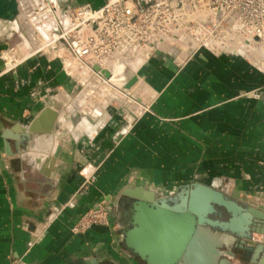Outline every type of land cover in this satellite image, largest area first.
<instances>
[{
  "label": "crops",
  "instance_id": "crops-1",
  "mask_svg": "<svg viewBox=\"0 0 264 264\" xmlns=\"http://www.w3.org/2000/svg\"><path fill=\"white\" fill-rule=\"evenodd\" d=\"M58 1L95 8L105 3ZM11 38L0 29V51ZM262 52L254 57L202 48L184 63L175 53L131 65L139 76L131 93L143 102L131 99L129 110L106 107L102 91L103 105L90 108L96 117L84 114L90 128L82 127L78 110H67L78 83L63 62L40 55L8 74L0 58V264H149L126 242L127 232L137 227V211L130 212L132 199L124 195L129 188L172 203L200 183L243 204L264 205V100L255 96L264 92V65L251 60ZM79 77L86 78V72ZM89 88L77 96V108H83ZM45 107L59 112L58 128L26 140V128ZM130 110L140 115L134 118ZM57 147L46 176L44 161ZM91 167L95 173L86 172ZM115 201L116 218L110 210L109 224L73 230L98 203L112 209ZM162 211L167 240H141L145 233L136 237L137 247L168 250L158 263L169 261L178 248L170 239L175 212ZM156 212L146 213L153 220ZM148 232L161 234V228L151 224ZM230 264L252 263L235 258Z\"/></svg>",
  "mask_w": 264,
  "mask_h": 264
},
{
  "label": "water",
  "instance_id": "water-1",
  "mask_svg": "<svg viewBox=\"0 0 264 264\" xmlns=\"http://www.w3.org/2000/svg\"><path fill=\"white\" fill-rule=\"evenodd\" d=\"M84 5L88 4L80 5L77 2H70L67 6H62L58 0H34V3L28 7L27 16L20 18L21 23H26V26L23 27L22 31V33H25L26 35H15V37L11 38L12 40H9L0 51V58L3 63L2 71H6V73L11 74L16 72L20 66L27 63L36 56H52L55 59L60 60L61 64L65 61H73L74 63L77 62L79 63L78 69H85L88 71V74L86 73L85 80L80 81V79L77 78L78 75L76 73L72 75L75 77L76 82L78 83L77 94L83 90V87L86 85L92 86V90L99 89L101 92V89H104L103 87L105 85L103 83V79L109 78V73L107 70L111 67H114L116 64L128 65L129 62L134 59V56L138 54L142 55V53H145L143 63L145 64L148 57L160 50V44L163 42L168 43L169 46V48L163 51V54L173 55L175 53H179L178 51L171 48V45L165 36H161L160 39L152 40L149 45L142 47L138 51L137 46H134L125 54H121L116 51L112 55L111 60L106 58L102 64L98 62H92L91 68L86 66L82 61L76 58L68 43L64 39L57 40L56 47L51 46V43L54 39L52 33L64 32L72 27L73 9ZM19 14L20 3L18 0H0V18L13 20L18 18ZM35 19L37 20V23L35 22ZM28 22L31 26L30 32H27V30H29ZM86 28L87 27H81L79 31L85 30ZM41 40L47 43L45 48H42L43 45ZM255 40H258V37H255ZM24 42L27 45V51L31 56L22 60L24 54L18 48V43ZM228 52L229 51L227 50L224 53ZM239 53L242 54V52ZM17 60H20V62ZM63 68L65 71L67 67L64 65ZM138 82V75L135 74L134 76L125 80L121 87V91L127 94L126 97L129 98V101H131L130 99L135 98L138 102H143V99L140 96H133L129 90L133 88ZM109 89L110 91L108 92L110 97H107L109 98V105L106 107L110 106L113 100L117 98L125 100V98L121 96H114L113 92L115 90L113 88ZM131 112V115H134V118L140 115V113H135L133 111ZM78 114H80L79 111ZM58 116L59 112L57 110L50 107H45L26 128V140H28V137L31 134H52L55 130V122ZM58 154L59 148L57 147L56 152H54V154L49 158L45 159L44 163L48 164V167L43 168L41 171L46 176H50V168L56 160ZM39 162H41V160ZM93 173H95V168ZM150 194H152L151 191H147L142 188H129L125 190L124 195L132 199L128 207L130 212H135L134 206L136 202L144 201L147 202L148 205L156 207V209L166 208L180 216L175 217L174 213L173 218L169 222L170 239L178 243V248L172 252V257H170L171 261L169 260L166 263L156 262V260L162 255V252H165L164 249H150V251L148 249H143L145 250V254H143L139 249V246V248H137V246L130 245L128 239L129 234H127V244L131 246V248H133L134 251L137 252L142 258L147 259L148 262L151 260L149 264H182L184 261V255L186 254L188 247L195 236V231L199 227H207L213 232L226 233L234 237V241L230 246L225 244L219 246V249L225 251V253L220 254L219 264H230L231 259L235 258L247 260L252 264H264V205L255 206L243 204L242 202L228 197L223 191L219 189L200 183H195L192 186L185 188L181 193L182 196H180L178 200H172V203L167 201H152L151 198L146 197L150 196ZM116 204L117 202L115 201L114 207L110 209L114 211L113 216L115 218L117 211ZM153 204L155 206H153ZM183 212L189 213V218L182 217ZM86 214H84L82 218ZM109 222L110 217L108 224ZM146 223L151 225L153 222L151 220L149 222L146 221ZM154 225L161 228V234H153L149 236V232H147V234H145V238L142 236L143 238H141V240H154L160 243L159 241L164 242V240L168 238V233L165 231L166 226L164 221L158 222ZM132 226H134L133 218ZM228 254L230 256H228ZM180 260H182L181 263Z\"/></svg>",
  "mask_w": 264,
  "mask_h": 264
},
{
  "label": "built area",
  "instance_id": "built-area-1",
  "mask_svg": "<svg viewBox=\"0 0 264 264\" xmlns=\"http://www.w3.org/2000/svg\"><path fill=\"white\" fill-rule=\"evenodd\" d=\"M72 21L68 30L52 33L51 46L64 39L90 68L92 62L111 60L116 51L125 54L134 46L138 51L161 36L181 54V63L202 48L244 54L256 46L264 53V0H105L99 8L88 4L73 9ZM81 27L87 28L79 31ZM255 96L264 100V92ZM108 220L100 206L88 211L73 230Z\"/></svg>",
  "mask_w": 264,
  "mask_h": 264
},
{
  "label": "bare ground",
  "instance_id": "bare-ground-1",
  "mask_svg": "<svg viewBox=\"0 0 264 264\" xmlns=\"http://www.w3.org/2000/svg\"><path fill=\"white\" fill-rule=\"evenodd\" d=\"M19 2H20V9L21 8L23 9L25 7L26 0H19ZM36 18L38 19V17H36ZM0 19H3V22L6 23V24L8 23L9 26H11V24H13V22L16 20V19L10 20V19H6V18H0ZM12 29H14V28H12ZM41 43L43 45L42 48H45L47 43H45L43 40H41ZM239 43L240 42L238 40H236V42L234 44H235V46L236 45L239 46L238 45ZM167 48H169L168 43H165V42L161 43L160 44V50L157 51L155 54L151 55L150 57H148L147 61L153 56H158L159 54H163V51L165 49H167ZM261 50H262V48L253 46L250 49L249 53H251L254 57L255 56H259L261 54ZM144 54L142 53V55L138 54V55L134 56V59L131 60L128 65H126V64L125 65L116 64L114 67L109 68L107 70L108 73H109V78L108 79H103V81H104L103 83L110 84L111 86H113L112 88H116V89L121 90V87L124 84V81L127 80L128 78L134 76L135 74H137L136 73L137 68L144 63V57H145ZM236 54L243 55V53L241 54V53H238V52H236ZM251 60H252L253 63L263 67V65H264V53L262 52V56H261L260 59H256V60L251 59ZM63 63L65 64V66H67L66 61L63 62ZM131 65H133V66L138 65V67L136 69H134V68L131 67ZM84 71H87V70L84 69ZM138 78H139V76H138ZM111 86L103 87L104 89L102 91L105 94H109L108 91H110L109 88ZM129 90L132 92L133 88H131ZM113 93H114V96H116V95L117 96H121V97L124 96V94H122L119 91H114ZM58 121H59V118L57 120V123H58ZM57 123H56L55 130L59 126ZM153 206H155V205L153 204ZM135 209L137 211V220H136V222H138L140 224L137 223V227L136 228L130 229L127 232V234H129V238H128L129 239V243H130V245H134V246H136V240H137L136 237L141 236V234L143 235V233L147 234V232H148L149 223H146V221L147 222L151 221L152 217L149 218V216L147 215L148 213H146V212L152 211V209L157 211L156 214H158V215H156V217L154 216L155 218L152 220V222H153L152 224L153 225L157 224L158 222H161L162 219H164L162 214H161L163 212L162 210L164 208L163 209H156V207H152V206L148 205L147 202H144V201L136 202L135 203ZM185 218H189V213H186V217ZM233 241H234V237L229 235V234L221 233V232H213L207 227H199L195 231V236H194L191 244L189 245L186 254L184 255V261H183L182 264H219L220 254L221 253H225V251H222L221 249H219V246H221L223 244L230 246L233 243ZM137 248H139V247H137ZM164 248H165V246H164ZM166 248H167V245H166ZM139 249L141 250V252L143 254H145V250H143L144 248H139ZM164 250L168 251L167 249H164ZM164 254H166V252ZM166 255H170L169 252ZM228 256H230V255L228 254Z\"/></svg>",
  "mask_w": 264,
  "mask_h": 264
},
{
  "label": "rangeland",
  "instance_id": "rangeland-1",
  "mask_svg": "<svg viewBox=\"0 0 264 264\" xmlns=\"http://www.w3.org/2000/svg\"><path fill=\"white\" fill-rule=\"evenodd\" d=\"M19 1V0H18ZM20 3V2H19ZM32 3H34V0H26V3H25V7L22 9H20V14H19V17L18 18H16V20L13 22V24H11V26H9V24L7 23H4L3 22V19H0V29L3 31V32H5L7 35H9V36H11L12 38H14L15 37V35H22V36H24V35H26L25 33L23 34L22 33V31H23V27L24 26H26V23H21V20H20V18H24V16H27V14H28V7H30L31 5H32ZM22 10V11H21ZM25 12V13H24ZM37 17V16H36ZM8 22V21H7ZM35 22L37 23V20L35 19ZM30 23L28 22V25H29ZM31 26L29 25V27H28V29L29 30H27V32L29 31L30 32V30H31V28H30ZM12 28H14V29H12ZM26 28V27H25ZM27 29V28H26ZM6 30V31H5ZM27 45L25 44V42L24 43H18V48L21 50V52L24 54V57L22 58V60H24V58H26V57H29V56H31L30 55V53L27 51V47H26ZM18 62H20V60H17ZM66 63H67V71H69V73L71 74V75H73V74H77L78 76H77V78L78 79H81L80 77H79V75L80 74H83V72H86V73H88L87 71H84V70H80V69H78V65H79V63H77V62H69V61H66ZM73 63V64H72ZM63 65H65V64H63ZM75 69V70H74ZM86 78H83L82 80H85ZM81 81V80H80ZM105 85H104V87L107 85L106 83H104ZM107 86H111L110 84H108ZM113 86H111L110 88H112ZM84 88L85 87H83V90H84ZM115 91H119V92H121V93H124V92H122L121 90H119V89H116V88H113ZM83 90H81L78 94H77V96H79L81 93H82V91ZM101 90H103V89H101ZM77 96L75 97V100H76V98H77ZM104 96H106V97H110L109 96V94H105ZM103 96V93H102V91L100 92V90L99 89H95V90H92V88H89L88 90H87V95L85 96V103H83L84 105H83V108L82 109H79V108H77L75 105H74V102H75V100L73 101V103L71 104V105H69L68 107H67V110L68 111H74L75 109L76 110H78L81 114H83V122H82V127L84 128L85 127V125L86 126H88L89 127V122H88V118L86 117V116H84V114H85V112L86 113H88V111L89 112H91L92 113V115L94 116V117H96L95 115V112H93L92 110L93 109H91L90 110V108H92V106L94 107V106H102L103 104L101 103L102 102V100H101V98L102 97H104ZM105 97V98H106ZM108 100H109V98H107ZM131 100V99H130ZM86 101H88V102H91V104L90 103H87ZM109 102V101H108ZM131 101H129V98L128 97H125V100H123V99H120V98H117V99H115V100H113V102L111 103V107L112 106H115L116 104H118V105H121V106H125V108L126 109H128L129 110V108H131V103H130ZM109 106V107H110ZM132 109V108H131ZM103 110V109H102ZM102 111H100V113H101ZM78 115H80V114H78ZM132 116V115H131ZM87 119V120H86ZM87 123V124H86ZM58 125H59V123H58ZM90 128V127H89ZM93 170H94V168L93 167H91V168H89V170L87 169L86 170V172L88 173V171H92L93 172ZM93 178H95V176L93 175V177H92V179ZM100 206H103L106 210H107V212H108V214L110 215V207H107V205H106V203H98L97 204V206H95V207H93L92 209H98ZM135 207V206H134ZM91 209V210H92ZM133 224H134V221H133ZM133 227V226H132ZM131 227V228H132ZM90 228V227H89Z\"/></svg>",
  "mask_w": 264,
  "mask_h": 264
}]
</instances>
